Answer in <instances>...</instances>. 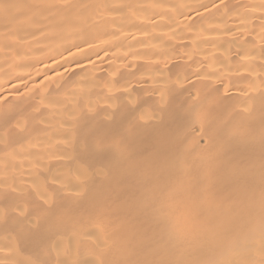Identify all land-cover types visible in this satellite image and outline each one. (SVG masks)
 I'll return each instance as SVG.
<instances>
[{
  "label": "bare ground",
  "instance_id": "6f19581e",
  "mask_svg": "<svg viewBox=\"0 0 264 264\" xmlns=\"http://www.w3.org/2000/svg\"><path fill=\"white\" fill-rule=\"evenodd\" d=\"M11 2L24 7L0 14V123L23 130L0 132V192L73 209L40 258L262 264L264 0ZM99 132L116 146L86 151ZM173 202L182 231L157 247L153 208ZM22 247L0 227V264Z\"/></svg>",
  "mask_w": 264,
  "mask_h": 264
},
{
  "label": "snow or ice",
  "instance_id": "6c2138e0",
  "mask_svg": "<svg viewBox=\"0 0 264 264\" xmlns=\"http://www.w3.org/2000/svg\"><path fill=\"white\" fill-rule=\"evenodd\" d=\"M63 7H76L69 3V0H62ZM22 5L12 3L11 0H0V14L8 17L12 10L21 9ZM44 7H56L54 4H46ZM79 47V46H77ZM201 126L207 121V115L203 112L197 114ZM19 123L13 124L12 119H5L0 123V132L7 137L22 131ZM117 141L107 132H99L93 139L87 142L84 147L86 151L92 153H103L116 146ZM56 181L54 180L53 183ZM77 194L83 191V186H74ZM11 194L7 191L0 192V227L6 230L11 229L16 235L17 241L24 247L19 251L25 253L24 258L15 260L12 264H56V262L41 259L42 254H46L50 248L48 232L52 223L65 213L73 211L72 208L63 204L64 197L54 198L47 192L39 194V203L35 205L15 204L9 202ZM183 208L173 202L167 205L166 210L161 207L153 208V220L156 223L159 234L157 239H152V244L159 247L161 245H171L179 237L182 231L175 222L177 214L182 213ZM35 256V258H33ZM82 264H111L107 260L84 261ZM125 264H171L167 261L156 260H130ZM264 264V262H262Z\"/></svg>",
  "mask_w": 264,
  "mask_h": 264
}]
</instances>
